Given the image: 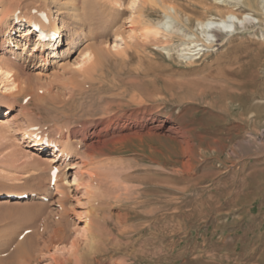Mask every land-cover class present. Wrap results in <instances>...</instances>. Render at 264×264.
I'll list each match as a JSON object with an SVG mask.
<instances>
[{
	"label": "rangeland",
	"instance_id": "374dc122",
	"mask_svg": "<svg viewBox=\"0 0 264 264\" xmlns=\"http://www.w3.org/2000/svg\"><path fill=\"white\" fill-rule=\"evenodd\" d=\"M86 1L93 4L98 17L84 31L92 35L68 56L62 55L63 51L57 53L56 63H49L42 73L63 74L61 81L67 84H83L91 79L88 92L80 94L74 90V97L67 95L66 99L61 81L54 80L42 89L45 92L52 87L55 91L42 99L50 105L42 100L38 103L41 108L33 104L31 123L22 118L19 127L12 125L8 133L17 139L28 133L47 139L67 116L78 120L95 117L103 106L99 98L115 97L126 104V110L146 108L158 122L188 130L194 152L191 157L184 155L179 139L163 133L110 145L109 148L119 150L113 153L108 149L94 161L87 160V167L81 165L83 171L88 168L99 179L100 188L93 194H88L84 185L92 179L81 175V171L80 176L85 179L75 181L74 168L68 166L71 193L67 203L72 220L66 246L71 247L76 240L80 252L85 251L88 234L86 237L85 232H80V226L97 216L103 242L108 241L104 252L106 241L97 250L101 253L97 258L100 264H264V19L247 15L251 11L244 4L215 9V0H165L184 9L173 17L165 15L159 0ZM259 2L263 9L264 0ZM51 6L61 25L57 8ZM230 10L251 20L236 25L233 32H223L220 41L214 40L212 46L201 45L202 50L195 51V43L189 37L194 32L197 37L203 36L197 31L198 19L220 18ZM164 18L168 31L179 28L180 33H174L170 42H164L170 36L167 32L159 35L162 42H153L148 23ZM42 19L47 20L46 14ZM116 37L121 46L114 50ZM32 40H36V34ZM96 42L110 50L104 65L97 64L91 74L87 68L85 72L75 71L82 48L87 43L97 45ZM30 67L33 73L39 71L38 63ZM2 87L0 101H4ZM26 101L22 96L18 99L24 105ZM5 109L1 108L0 117L5 115ZM3 134L0 128V191L11 190L14 199L15 191L27 187L25 172L4 161L6 146L14 143L15 147V139L3 138ZM29 139L31 144L35 137ZM29 144L24 143V148L29 149ZM183 161L189 164L180 177L177 168L181 169ZM25 194L23 202L31 197L37 200L40 195L30 191ZM19 206L15 210L0 208V264H9L18 235L25 229V235H46L41 226L42 218L50 215L48 210H43L35 221L28 217L33 212L30 204ZM73 221L79 224L72 225ZM60 248L61 245L41 254L38 251L34 264H56L54 258L71 257ZM62 258L58 261L64 262ZM90 261L87 257L86 263Z\"/></svg>",
	"mask_w": 264,
	"mask_h": 264
},
{
	"label": "bare ground",
	"instance_id": "6f19581e",
	"mask_svg": "<svg viewBox=\"0 0 264 264\" xmlns=\"http://www.w3.org/2000/svg\"><path fill=\"white\" fill-rule=\"evenodd\" d=\"M137 1L145 0H133L132 2L136 3ZM153 3H155V1ZM200 3L208 6L203 1H200ZM159 4H161L164 9L166 16L171 14L173 17L172 14L176 15L180 13L179 11H184V9L175 2L159 0ZM228 4H244V6L251 11V13L247 15L251 14V17H255L259 21L264 19V4L263 9L260 8L261 5L259 0H215L213 7H215V9H221L220 5ZM51 5H55L57 8V12L60 14L59 20L62 22L61 25H59L58 20L54 17ZM33 9L34 12H32ZM93 9V4L86 0H32V2L28 3L22 0H0V85H3L2 89L4 91V93H1V98L4 101H0V113L2 112V107L7 108L3 112L5 115L0 117V128L4 131L3 138L8 136L10 139H15V147H13L14 143H11V145L8 143V145L6 144L4 161L25 172L24 178L27 185L26 188L15 191L16 196L14 199L11 196L14 192L9 189L1 190L0 208L15 210L23 203L30 204L33 208L31 211L33 210V212L28 214V217L34 218L35 221L36 217L40 218L44 213L43 210H48L50 214L42 218L41 227H43V230H46V235H38L36 232L29 235L23 234L27 229L18 235L17 243L12 250L13 252L9 264H34L37 262V256H39L38 251H40L41 254L44 250L49 251V249L58 248L60 245V250L68 253L72 258L65 259V257H63L64 262L62 260L58 261L62 257L58 260L54 258L57 262L56 264H71L72 261L74 264H87V257L91 258L89 263L96 262L100 264L101 261H98L97 258H99V254L101 253L97 250H99L100 246L104 245L105 241V244L108 241L105 239L103 242L104 233L99 226L100 218L97 216L85 220V226H80L79 231L85 232V235L86 233L88 234V237L86 235L87 249H85V251L80 252L81 248L76 240L72 242L73 244H71V247L66 246V243H68L70 239L67 229L72 220L69 204L67 203L71 193V187L69 185L70 180L68 181V166H70L71 169L74 168L73 173L75 175V181L77 179L78 181H83V179H85L83 176H80L81 171V175H88V177L92 179L91 183L85 182L84 185L87 193L93 194V191L100 188L99 179L89 173L88 168L84 170L86 172L83 171V169L87 167V164L84 163L87 160L94 161L98 156L104 155L105 151L108 149L113 153L119 150V147L109 148L110 145L115 146V144L117 145L119 143L126 144L134 138H145L147 136H156L157 134L163 133L173 136L175 139H179L184 155L191 157L194 152L193 139L191 135H189L190 132L188 133V130L179 126H167L163 122H158L159 120H157L153 112L146 108L126 110L124 109L126 104L115 97H112L113 99H103L100 97L99 103H103V106H101L102 108L99 114L97 112L95 113L97 115L95 117H91L90 115L86 116L84 119L81 118V120H78L72 118L71 115V117L67 116L64 121L55 128L56 132L51 135V137H47V139L34 133L25 134L17 139L11 132L8 133L12 125H19L20 119L22 118L25 119L27 123H31L30 120H32L34 116V107L41 108V105L38 103H40L39 101L43 99L45 94L55 92L52 90V87L50 88L51 90L47 89L45 92L42 91V89H45L46 86H50L49 84L56 79L61 81L63 74L54 72L50 75L42 72L48 68L47 66L49 63H56L54 57L57 53L60 55L61 51H63L62 55L68 56L72 53L74 48L79 45L81 46L82 41L92 35H87L84 31L87 29V24L91 26L94 24L93 22L98 19V17H95L97 14ZM41 13L46 14L47 20L42 19ZM235 16L237 19H234ZM24 18L26 21L21 20ZM165 19L166 18L156 23H148L151 27L150 33L153 42H162L163 40L159 39V35L163 33L167 32L168 35H170L166 37L164 42H170V38L174 33H180L179 28L168 31V28H166L168 22ZM247 20H251L250 17L245 16L242 18L239 16V12L234 10H230L225 15L220 16V18H199L197 31L203 34V38L200 37V35L197 37V32L190 34L189 38L192 40L191 42L195 43V51H201L202 48H199V46H212L214 40L215 42L220 41L221 37L219 38V36H221L223 32H231V27L233 26L234 30H237L238 24L241 22L244 23ZM89 30L91 31L92 28ZM34 34H36L35 41L32 40ZM193 35L196 37L193 38ZM211 36H214V38H211ZM117 41L118 39L116 37L112 45L114 50L121 46ZM198 41L202 43L198 44ZM96 44L97 45H95V43H87L82 48V52L80 51V56H82V58L77 60L74 64L77 66V69L72 66L75 71L78 70L79 72L83 70V72H85L84 70L87 68L91 69V71L89 70V74H91L92 71L96 70L97 64L100 66L104 65L107 60L106 53H109L110 50H106L103 43L96 42ZM64 47L66 48L64 49ZM18 48H20L21 51H18ZM26 49H30V51L28 52ZM26 62L29 63V65ZM37 63V69H39V71L33 73L30 66L32 64L36 66ZM63 70L65 71L64 68ZM65 74L66 72L64 75ZM81 74L84 76L86 75L85 73ZM77 76L79 77L80 75ZM70 78L73 79V77ZM85 78H87V76H85ZM89 80L91 83V79ZM89 80L83 84L80 81L79 83L72 81L67 84L63 80L59 83L64 88L62 92L64 93L66 91L67 93L64 94V96L66 97L68 95L69 98H72L75 95V91H78L80 94L87 91L86 88ZM63 93L61 94L63 95ZM21 96L27 100L25 105L18 102ZM33 104L34 107H32ZM46 104L48 103L46 102ZM91 106L92 105H90V107ZM55 108L58 109V107ZM15 109H17L16 111L18 112H14ZM44 109L46 111L47 108L44 107ZM83 112L91 114L89 111L84 110ZM26 135H28V138ZM30 137H35L31 144H29L31 141L29 139ZM244 140L246 141V139ZM242 142L243 141H241L240 144ZM24 143L29 144V149L24 148ZM43 153L45 154L43 155ZM23 157H25L26 160H22ZM83 164L84 168L81 169V165ZM181 164V169L177 168V175L180 177H182L183 172L186 171L185 167L189 163L183 161ZM53 169L58 170L55 176L51 173ZM100 174H102V172ZM162 179H164V177ZM95 180H97V184H94ZM165 180L167 181V179ZM154 182L155 181H153V185ZM75 189L77 188L75 187ZM28 191L35 195H37L36 193H40V195L38 194L36 196L37 200L31 197V199H27L23 202L22 198ZM54 205H56V207L53 208L52 206ZM51 217L53 218L52 223L49 221ZM78 224L75 221L72 223V225ZM22 234L23 236H21ZM39 240H41L42 244H39ZM11 245L13 246L14 244L12 243ZM102 248L104 252V248H108V243L107 247L103 246Z\"/></svg>",
	"mask_w": 264,
	"mask_h": 264
}]
</instances>
